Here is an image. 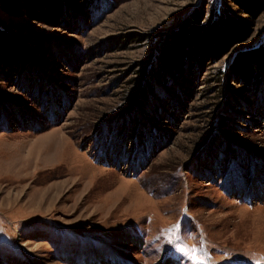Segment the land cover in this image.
<instances>
[{
  "label": "rangeland",
  "instance_id": "1",
  "mask_svg": "<svg viewBox=\"0 0 264 264\" xmlns=\"http://www.w3.org/2000/svg\"><path fill=\"white\" fill-rule=\"evenodd\" d=\"M195 10L247 36L160 68ZM262 44L264 0H0V264H188L177 222L207 264H264V73L227 72Z\"/></svg>",
  "mask_w": 264,
  "mask_h": 264
},
{
  "label": "trees",
  "instance_id": "2",
  "mask_svg": "<svg viewBox=\"0 0 264 264\" xmlns=\"http://www.w3.org/2000/svg\"><path fill=\"white\" fill-rule=\"evenodd\" d=\"M83 1L86 4L88 0ZM240 8L243 10V7ZM30 17L35 20L41 19L37 18L35 15H30ZM201 18V10H195L191 13L189 17L192 23L191 32L189 37L186 38V42H182L183 46L180 49L166 48L168 45L166 46V43H163L157 57L160 68L167 69L170 66L177 67L178 65H185L191 68L187 63L189 60H194L196 67L199 65L203 68L207 64H213L221 58L228 51L233 41H242L247 36V32L243 25H240L239 28H235L237 25H235L229 17H226V13L223 10H217L216 12L212 11L210 20L213 19V21L211 24L207 25L203 31L204 35L201 36L199 32L202 31V28L198 25ZM225 28L227 30H224ZM255 54V60L264 73V44L234 54L227 66V72L233 76L237 75L243 78L248 72V66L254 60L253 56ZM168 72L169 74L171 73L169 70ZM169 74L166 75L169 76ZM221 74L220 69L215 70L216 83L220 82Z\"/></svg>",
  "mask_w": 264,
  "mask_h": 264
},
{
  "label": "snow or ice",
  "instance_id": "3",
  "mask_svg": "<svg viewBox=\"0 0 264 264\" xmlns=\"http://www.w3.org/2000/svg\"><path fill=\"white\" fill-rule=\"evenodd\" d=\"M180 224L177 222L174 226L169 229L162 230V234H166L167 243H176V248L181 252L188 264H207L210 259L208 254L204 251V245L201 242L199 248L196 246L189 247L186 243H182L180 237Z\"/></svg>",
  "mask_w": 264,
  "mask_h": 264
}]
</instances>
